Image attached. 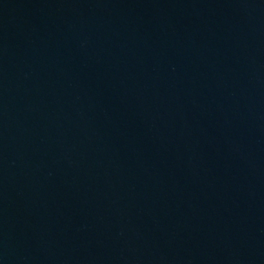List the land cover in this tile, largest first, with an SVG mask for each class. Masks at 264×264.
Returning a JSON list of instances; mask_svg holds the SVG:
<instances>
[{
	"label": "water",
	"instance_id": "water-1",
	"mask_svg": "<svg viewBox=\"0 0 264 264\" xmlns=\"http://www.w3.org/2000/svg\"><path fill=\"white\" fill-rule=\"evenodd\" d=\"M0 264H264V0H0Z\"/></svg>",
	"mask_w": 264,
	"mask_h": 264
}]
</instances>
